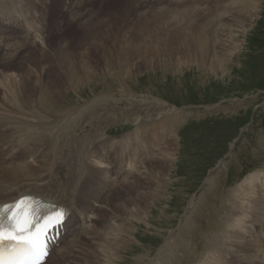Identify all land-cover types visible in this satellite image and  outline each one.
<instances>
[{
  "label": "rangeland",
  "instance_id": "1",
  "mask_svg": "<svg viewBox=\"0 0 264 264\" xmlns=\"http://www.w3.org/2000/svg\"><path fill=\"white\" fill-rule=\"evenodd\" d=\"M29 2V5L20 4L28 6L23 13L27 20L41 25L42 34L48 32L47 36L40 34L48 39L50 47L39 43L36 46L17 44L22 52L15 55L14 63L21 60L26 66L24 70L29 66L34 70L30 87L37 90L33 91L35 103L31 108L38 115L28 116L23 129L20 114L15 112L13 116L4 112L18 106L11 102L7 107L0 105V116L3 113L0 172L5 176L4 170L12 165L14 169H23L17 180L20 183L27 178H39L48 180L59 192L63 190L69 200L76 195V219L68 228L63 227L60 237L68 234L66 241L54 246L47 264L94 261L92 250L104 242L106 225L121 221L122 215L133 207L121 202L137 193L133 190L138 184H148V173H143L145 169L134 170L129 180H125L123 173L129 172L125 166L128 155L125 146L116 144L135 131L132 118L138 113V107L150 111L158 105L179 108L170 115L172 119L177 118V128L166 149L175 154L170 166L172 174L166 180L169 187L164 195L155 204L150 198L151 207L146 206L144 214L133 218L137 224L133 226L137 240L132 236L127 253L120 255L123 264H149L150 259H153L150 264H264V245L254 240L258 233L264 234V222L255 221L261 211L257 214L253 209L255 199L264 197V0ZM253 8L255 11L249 15L246 10ZM16 13V22L12 21L16 31L4 30L5 19L0 21V43L5 47L23 37L17 26L24 18ZM201 32L210 33L208 37L220 43L209 51H201ZM8 69L7 63L4 66L0 63L1 71L23 75L18 67ZM38 85L48 90L49 100L61 106L60 116L49 118L40 113L36 105ZM3 96L0 93V104ZM77 112L82 114L75 121ZM4 113L12 120L5 118ZM119 114L121 118L117 117ZM171 118L158 127L160 142L151 139L158 150L174 128ZM98 121L103 123V128L97 131ZM91 126L93 133L89 136ZM135 150L140 168L148 163L146 156L150 162L156 156V151L150 153L141 147ZM165 156L166 153L156 165ZM95 159L102 161L99 168L101 165V169H107L99 171L100 177L95 173ZM134 176L138 178L132 182ZM96 177L100 184L94 183ZM108 180L117 182L112 187V204L107 203L106 207L101 204L102 210L97 216L95 209L99 204L92 205L90 198L93 190L104 187ZM224 195L234 201L226 202ZM252 199V205H246ZM238 204L243 205L242 213L238 212ZM99 219L96 227L102 228V233L92 229L93 222ZM76 227L82 228V232H73ZM216 232L222 233L226 245L213 244L208 235ZM239 245L244 248L243 252ZM253 245L260 249L257 256L251 263L242 262Z\"/></svg>",
  "mask_w": 264,
  "mask_h": 264
},
{
  "label": "bare ground",
  "instance_id": "2",
  "mask_svg": "<svg viewBox=\"0 0 264 264\" xmlns=\"http://www.w3.org/2000/svg\"><path fill=\"white\" fill-rule=\"evenodd\" d=\"M33 1V0H32ZM250 1V0H249ZM37 2V1H36ZM220 2V1H219ZM17 3V4H15ZM26 4V5H29V0H0V21H2L3 19H5L3 22H4V25H5V28L4 30L6 31H9V30H15L16 31V27L13 25L15 18L16 16L14 17L15 13H19L18 17L19 18H24L22 20V22H19L18 25L19 27L17 26V30H20V32H22L23 34V37H22V40H18L16 39L15 43H12V44H6V47L4 46V44L2 45L0 43V53L2 54L0 56V63L1 65H5L7 63V66H8V70H10L11 68H15V67H18V69H20L23 73V75H19V74H16L14 75L15 71L13 73H9V72H3L1 71L0 72V83H1V88H0V93H3V102L2 104H0L1 106L4 105L7 107V103L8 102H11V103H14V105L18 106L16 107L15 109H13L12 111H4V112H7L8 114L10 115H13L12 113H18L21 115V119H22V128L24 129L26 124H27V118L29 119L28 116H30L31 114H36V110L34 108H31V105H33L35 102L33 100V97H34V93L35 91L37 90L36 88H34L33 86L30 87L31 85V78H32V72L34 70H32V68L29 66V68L27 70H24L23 68H25V64H23V61L20 60V62H17V63H14L15 62V55L18 54V52L21 51V47L20 46H17V44H19L18 42H22L23 45L24 43H28L33 45V46H36L38 45L37 43H39V45H48V39H46L44 36H41V32H40V28H41V25L40 24H35V23H32L31 21H29V18L27 20V15L25 16V14L23 12H25V5H20V4ZM246 3V2H245ZM6 4V5H5ZM34 4V3H33ZM47 4V3H46ZM17 5V6H15ZM215 5V4H214ZM246 5V4H244ZM251 5V4H250ZM31 6V5H30ZM102 6V5H101ZM254 6V5H253ZM36 7V6H35ZM249 7V5H248ZM257 8V6H256ZM213 9V8H212ZM31 10V8H30ZM86 10V9H85ZM193 11V10H192ZM255 11V8L251 9V10H246V12L250 15L251 12H254ZM27 12V11H26ZM16 13V14H17ZM33 13V12H32ZM91 13V12H90ZM37 14V13H36ZM73 14V13H72ZM246 14V13H245ZM79 15V14H78ZM29 16V15H28ZM37 16V15H36ZM73 16V15H72ZM76 16V15H75ZM71 17V15H70ZM74 17V16H73ZM33 18V17H32ZM76 17H74L75 19ZM2 19V20H1ZM36 19V18H35ZM79 19V17H78ZM77 19V20H78ZM8 20V21H6ZM33 20V19H32ZM191 20V18L189 19ZM12 21H14L12 23ZM19 21V19H18ZM34 21V20H33ZM41 21H42V18H41ZM38 22V21H37ZM45 22V21H44ZM70 22V21H69ZM73 22V21H72ZM40 23V22H39ZM66 23V22H65ZM43 24V22H42ZM64 24V23H63ZM75 24V23H74ZM71 25V24H70ZM44 28H46V25H43ZM42 26V27H43ZM199 28V27H198ZM1 29V28H0ZM64 29V28H63ZM212 29V28H211ZM44 30V29H43ZM65 30V29H64ZM50 31V30H49ZM19 32V33H20ZM34 34V37L32 38L31 37V33ZM65 32V31H63ZM75 32V31H74ZM213 32L215 33V31H210V33ZM41 33V34H40ZM202 33V34H201ZM200 33V36H201V40H200V43H202L203 45L200 46V50L203 51V52H206V51H209V48L210 47H215L216 44L220 43L218 41L217 43V39H215L213 37V39L211 40L210 37H208V34L210 33H207L206 34H203L204 32H201ZM219 33V32H218ZM21 34V33H20ZM48 34V32H47ZM47 34H42V35H46ZM64 34V33H63ZM211 35V34H210ZM215 35V34H214ZM220 36V35H219ZM222 36V35H221ZM199 42V40H198ZM222 42V40H221ZM20 45V44H19ZM27 45V44H26ZM49 46V45H48ZM50 47V46H49ZM23 48V47H22ZM37 48V47H36ZM41 48V47H40ZM43 48V47H42ZM38 49V48H37ZM61 50V49H60ZM22 52V51H21ZM20 52V53H21ZM44 53V52H42ZM40 53L42 56L43 54ZM209 53V52H207ZM61 54V53H60ZM62 56V55H61ZM34 59V58H33ZM29 58H26V61H28ZM31 60V59H30ZM32 64V63H30ZM25 66V67H24ZM6 71V70H5ZM21 73V72H20ZM38 81V80H37ZM39 83V82H38ZM40 86L38 91H39V102L36 103V105L38 106L37 108H39L40 110V113L42 115H47L49 116H53V117H58L60 116L59 113L63 110L61 108V106H59L58 104H54L53 101L49 100V96L48 95V90L43 87V85H38ZM33 87V89H32ZM45 90V91H44ZM128 91L127 89L124 88V91ZM34 91V93H33ZM129 92V91H128ZM34 94V95H33ZM13 105V106H14ZM141 106H143L144 104L143 103H140ZM12 106V105H11ZM4 108V107H3ZM12 108V107H11ZM70 108V107H69ZM127 108V107H126ZM68 109V108H67ZM117 109V108H116ZM5 110V108H4ZM79 110V109H78ZM131 110V109H130ZM138 111L137 114H133V120H132V123L135 125V131L124 136V138H122V141H119L116 146H125V149H126V155H128L127 159H125V166H126V171L129 169V172L126 173L124 172L123 176H124V179L125 180H129V174H131L132 171L134 170H141L143 171L142 169H145L143 171V173H148L147 174V179H148V184L146 186H142L140 184H138L136 187H134V190L133 191H136L137 193L134 195H131L129 198H125L121 203L125 204L126 203H130L131 205H133V207L130 209V211H126L124 215H122V218H121V221H115V224L112 223V222H109V224L106 225V228L104 230V242L102 244H99L100 245V248L98 245L94 246V249L92 250V256L93 258H96L94 261L93 260H87L86 263H82L81 264H123L124 263V260L122 261L121 260V256L120 255H123L124 253L123 252H126L128 251V246H129V243L131 241V239H136V236L134 235V229H133V226L134 225H137L134 221H133V218L135 217V215L137 214H141V213H145V209H146V206H150L149 204V199L151 198L152 201H153V204H155V200L156 199H160V195L163 194L164 192H166L168 190V187H169V183L168 180L169 179V176L172 174V171H170V166L173 164V157L175 156V154L171 151V152H168L166 151V149L168 148V145H169V141L170 139H172L174 137V133L176 131V128H177V121H176V117L173 119L170 117V115H172L173 113H175V111H179V108L177 107H166V106H156V107H153L149 110H146V107H138V109H136ZM3 111V110H2ZM70 111V110H69ZM118 111V109H117ZM136 111V112H137ZM73 112V110H72ZM90 115L92 116L93 112L90 111ZM123 113V112H122ZM5 115V118H7L9 120L10 115H6V113H4ZM61 114V113H60ZM63 114V113H62ZM65 114V113H64ZM78 115L75 116L74 120L76 121L77 119H79L78 117H80V115L82 114V112H77ZM178 114V112H177ZM3 115V113H2ZM1 115V116H2ZM38 115V114H36ZM74 115V114H73ZM113 115V114H111ZM0 116V117H1ZM14 116V115H13ZM62 116V115H61ZM114 116V115H113ZM121 115H117V117L119 118ZM18 118V116H16ZM42 117V116H41ZM41 117H40V120H41ZM72 117V116H71ZM3 118V117H2ZM14 118V117H13ZM121 118V117H120ZM169 119L171 118V124L172 126H174V128L172 129V131L170 130L167 135H170L168 140L166 142H164V144L159 147L160 149L158 150L155 146L152 145V142H151V139H155L156 141H159L158 140V136H159V133H157V131H159V125L163 123V125L166 124V119ZM6 119V120H7ZM20 119V120H21ZM31 119V118H30ZM33 119V118H32ZM31 119V120H32ZM35 119V118H34ZM37 119V118H36ZM73 119V117H72ZM4 118L2 119V122H3ZM5 120V121H6ZM12 120V118H11ZM20 120L18 122H20ZM51 120V119H50ZM54 121H57V118L56 119H53ZM71 120V119H70ZM105 120V119H104ZM143 120V121H142ZM39 121V120H37ZM37 121L35 124H37ZM45 121V120H44ZM142 121L144 124H141ZM14 122V121H13ZM12 122V123H13ZM31 122V121H30ZM35 121H33L34 123ZM70 122V121H69ZM68 122V123H69ZM72 122V121H71ZM80 122V121H79ZM93 122V121H92ZM128 122V119H126V123ZM10 123V122H9ZM21 123V122H20ZM67 123V122H65ZM75 123V122H74ZM2 124V123H1ZM15 124V123H14ZM42 124H44L42 122ZM46 124V123H45ZM44 124V125H45ZM48 124H50V122H48ZM53 124V123H52ZM79 124V123H78ZM17 125V124H15ZM14 125V126H15ZM32 125V123H31ZM39 126L41 124H38ZM54 125V124H53ZM53 125H52V130H53ZM60 125V124H59ZM58 125V126H59ZM96 125V124H95ZM106 125V124H105ZM141 125H143V129H141ZM13 126V124H12ZM11 126V127H12ZM29 126V125H28ZM33 126V125H32ZM46 126V125H45ZM63 127L64 124L62 125ZM17 127V126H16ZM15 127V128H16ZM36 127V126H35ZM34 127V128H35ZM42 127V126H41ZM40 127V128H41ZM56 127V126H55ZM85 127V126H84ZM106 127V126H105ZM18 128V127H17ZM21 128V127H20ZM33 128V129H34ZM46 128V127H45ZM51 128V127H50ZM49 128V129H50ZM62 128V127H61ZM60 128V129H61ZM98 128V129H97ZM99 128H103V123L100 124V121H98L97 123V126H96V129L97 131L99 130ZM33 129H30L31 131ZM44 129V128H43ZM84 129V128H83ZM27 130V129H26ZM25 130V131H26ZM29 130V128H28ZM27 130V131H28ZM35 130V129H34ZM37 130V129H36ZM46 130H48L46 128ZM61 130H64L61 129ZM17 132V129L15 130ZM20 131V130H19ZM24 131V130H23ZM65 131V130H64ZM62 132V133H65V132ZM21 132V131H20ZM18 133V132H17ZM24 133V132H22ZM28 133V132H26ZM35 133V132H34ZM34 133H31L32 136ZM38 133V132H37ZM39 133H43V132H40L39 130ZM45 133V132H44ZM49 133V132H48ZM57 134V132H55ZM93 133V129H92V126H91V129L89 131V136ZM30 134V132L27 134V136ZM47 134V133H46ZM53 134V132H52ZM99 134V133H98ZM17 135V134H16ZM15 135V136H16ZM23 135V134H22ZM37 134H35L34 136H36ZM44 135V134H43ZM61 135V133H60ZM97 135V134H96ZM105 135V133H104ZM173 135V136H172ZM18 136V135H17ZM16 136V137H17ZM25 136V135H24ZM31 136V135H29ZM12 137V135H11ZM14 137V136H13ZM12 137V138H13ZM22 137V136H21ZM41 136H39L40 138ZM58 137V136H57ZM105 137V136H104ZM18 138V137H17ZM26 138V137H25ZM29 137H27L28 139ZM32 138V137H31ZM129 139L131 141H128V140H123V139ZM178 138V137H177ZM15 139V137H14ZM13 139V140H14ZM23 139V137H22ZM34 139V138H32ZM41 140L43 138H40ZM47 139H50V138H47ZM103 139V138H102ZM21 140V139H20ZM51 140V139H50ZM177 140V139H176ZM175 140V141H176ZM24 141V139H23ZM40 141V140H39ZM117 141V140H116ZM17 142V140H16ZM25 142V141H24ZM23 142V143H24ZM30 142V141H29ZM49 142V141H48ZM160 142V141H159ZM19 143V142H18ZM165 145V146H164ZM132 146V147H131ZM141 147L144 151H148V152H152V151H156V156L155 157H152L151 160H153L152 162L149 161V157L146 156V160L148 161V163L146 165L143 166V168H140V166H138L137 164V148ZM89 150V149H88ZM157 150H158V153H157ZM176 151V150H175ZM89 152V151H88ZM87 152V153H88ZM166 153V156L156 165V162L158 160H160L162 158V156ZM81 154V153H80ZM69 155V154H68ZM67 155V156H68ZM7 156V155H6ZM45 156V155H43ZM78 156V155H77ZM69 157V156H68ZM177 157V156H176ZM7 158V157H6ZM43 158V157H42ZM41 158V159H42ZM49 158V157H48ZM66 158V157H65ZM84 158V157H83ZM45 159V158H43ZM42 159V160H43ZM71 159V158H70ZM39 160V159H38ZM145 160V161H146ZM45 161V160H44ZM104 161V160H103ZM176 161V159H175ZM49 162V161H48ZM96 162V163H95ZM34 163V162H33ZM94 163H95V166H94V169H96L95 173L98 175V177H100L99 175V171H103L106 172L107 169H101L102 166L100 165V168L98 166V164L102 163L101 160L99 159H95L94 160ZM144 163V162H143ZM35 164V163H34ZM45 165V164H44ZM12 166V165H11ZM10 166V167H11ZM46 166V165H45ZM53 166H54V163H53ZM8 167V166H6ZM9 169H5L4 167V172L6 173L5 176H4V173L3 172H0V203H8V202H12L14 200H16L17 198L21 197V196H24V195H35L36 197H41L43 198L45 201H48V202H52L54 205H56L57 207L59 208H69V209H73V212H71V214L68 216V219H67V222H66V227L68 228L70 226V224L73 223V221L76 219L75 217V211H74V208H75V197L76 195H73L70 200L68 198L65 197V192L63 190H61V192H59L56 187H52L50 184H49V181L48 180H45V181H40L39 178H27L28 180H26L24 183H20L18 180V178L21 177V174L19 171H23V169L21 168H18V169H14L15 167H11ZM153 167V168H152ZM26 168V167H25ZM54 168V167H53ZM111 168V167H110ZM168 168V170H167ZM2 169V168H1ZM45 169V168H44ZM52 169V168H51ZM77 169V168H76ZM34 170H37V168L34 167ZM68 170V169H67ZM46 171V170H45ZM71 171V170H70ZM77 171V170H76ZM140 171V172H141ZM17 172V173H16ZM139 172V173H140ZM55 173V172H54ZM103 173V172H102ZM23 174V173H22ZM79 174V173H78ZM77 174V175H78ZM142 174V173H141ZM37 175V174H36ZM46 175V174H45ZM71 176V175H70ZM76 176V175H75ZM66 177V176H65ZM98 177H96L94 183L95 184H100V182L98 181ZM25 178V177H24ZM57 178V177H56ZM59 178V177H58ZM73 178V177H72ZM138 178V176H134L132 179H134V181L132 182H135L136 179ZM15 179V180H14ZM64 179V178H63ZM44 180V179H42ZM69 180V179H68ZM127 180V181H128ZM19 182V183H17ZM61 182V181H60ZM65 182V181H64ZM99 182V183H98ZM131 182V183H132ZM171 182V181H170ZM245 182V181H244ZM66 183V182H65ZM64 183V184H65ZM116 181L114 183V181H111V180H108L107 184L104 186V187H97L96 189L93 190V194L90 198V202L92 205L96 204L98 206V208H96L95 210L97 211L96 212V215L98 216V214L100 213V210L102 209H99V207H101V204H103L105 207L107 206V203H111V193L113 194V189L112 187L114 185H116ZM128 184V183H127ZM215 184V183H214ZM60 186V185H59ZM220 186V185H219ZM58 187V186H57ZM124 187V186H123ZM63 188V187H62ZM230 189V188H229ZM239 189V188H237ZM116 190V189H115ZM118 190V189H117ZM217 190V189H216ZM58 192V195H56L55 193ZM230 192V190H229ZM239 192V190H238ZM70 193V192H69ZM220 193V192H219ZM254 193V192H252ZM53 194H55L53 196ZM67 194V193H66ZM235 194V193H234ZM164 195V194H163ZM162 195V196H163ZM232 195V194H231ZM244 195V194H243ZM234 196V195H233ZM232 196V197H233ZM165 198V196H163ZM225 198V201L226 202H231L232 200L234 201V199H230L229 197L227 196H223ZM237 197V196H235ZM244 197V196H242ZM252 197V196H251ZM234 198V197H233ZM241 198V197H240ZM247 197H245L246 199ZM256 198V197H255ZM193 199V198H192ZM251 199V198H250ZM118 200V199H117ZM237 200V199H236ZM239 201H242V199H238ZM254 199H252L249 204H246V205H250L251 202H253ZM127 201V202H126ZM147 201V202H146ZM151 201V203H152ZM247 201V200H245ZM255 201H257V203H255V208L254 209V212L255 213H259V211H261V213L259 214V216L255 219V221L257 223H263L264 222V197H261L259 198L258 200L255 199ZM254 201V202H255ZM146 202V203H145ZM195 202V201H194ZM145 203V204H144ZM189 203H192V202H189ZM235 203V202H234ZM242 203V202H240ZM245 203V202H243ZM112 204V203H111ZM116 204H119V203H116ZM193 204V203H192ZM190 205V204H189ZM195 205V204H193ZM229 205V204H228ZM252 205V204H251ZM192 206V205H191ZM225 206H227L225 204ZM242 206L243 205H240L238 204V209L239 211L238 212H241L240 209H242ZM151 207V206H150ZM233 207V205H232ZM246 207V206H245ZM250 208H252L251 206H248ZM254 207V206H253ZM109 208V207H107ZM236 209V208H235ZM248 209V208H247ZM246 209V210H247ZM110 210V209H109ZM127 210V209H126ZM245 210V209H244ZM250 210V209H248ZM247 210V211H248ZM148 211V210H147ZM235 211V210H234ZM151 213H153V211L151 210L150 211ZM253 212V213H254ZM107 213V212H106ZM105 213V214H106ZM150 213V214H151ZM236 213V212H235ZM234 213V214H235ZM242 213V212H241ZM245 213V212H244ZM238 214V213H237ZM101 215V214H100ZM116 215V214H115ZM143 216V215H142ZM149 216V215H148ZM101 217V216H100ZM114 217V216H113ZM137 217V216H136ZM151 218V217H150ZM238 218L240 219L239 215H238ZM236 218V219H238ZM104 219V218H103ZM138 219H140L138 217ZM147 219V218H146ZM145 219V220H146ZM101 219L99 220H95L93 222V230L99 232V233H102V228L98 230V228L96 227V224L98 223V221H100ZM150 220V219H149ZM235 220V219H234ZM111 221H112V218H111ZM140 221V220H139ZM148 222V221H147ZM146 222V223H147ZM237 222V221H235ZM234 222V223H235ZM112 223V224H111ZM145 223V222H144ZM90 225V224H89ZM63 224H59V225H55V226H52V227H49L47 229V246H45V248L47 249V251L52 252V249L54 248V246H56L59 241L60 242H65L66 241V238H67V235L65 234V236H61V238H59V235L61 233H63ZM92 226V225H91ZM234 226V224H233ZM247 226V225H246ZM245 226V227H246ZM235 227V226H234ZM136 228V227H135ZM237 230V229H236ZM80 231L82 232V228L79 229L76 227V229H74L73 232H75L76 234H79ZM241 233V232H240ZM229 235V234H228ZM231 235V234H230ZM238 235V234H237ZM236 235V236H237ZM133 236V238H132ZM208 237H210V240L213 242V244L215 246H220V245H226L225 243V240L223 239L222 237V233L220 232H216L214 235H208ZM232 237V236H230ZM234 237V236H233ZM242 237V236H241ZM236 238V237H235ZM238 238V237H237ZM264 239V234L263 233H258L256 238L254 240L258 241L261 245H264L262 244V241ZM70 240V239H69ZM235 240V239H234ZM238 240V239H237ZM236 240V241H237ZM233 241V240H232ZM240 241V240H239ZM57 242V243H55ZM102 242V241H101ZM76 243V242H74ZM169 243V242H168ZM72 244V243H71ZM167 244V243H166ZM168 245V244H167ZM166 245V246H167ZM242 245V244H241ZM52 247V248H51ZM239 249H241L240 251H244V248H242V246H237ZM224 248V247H223ZM226 248V247H225ZM92 249V248H90ZM193 249V248H192ZM191 249V250H192ZM195 249V248H194ZM62 250V249H61ZM60 250V251H61ZM58 251V250H57ZM64 251V250H62ZM194 251V250H193ZM260 251V249H258V246L257 245H253V247L251 248V252L247 254V256L245 255L244 259L242 258V262H250L253 260V258L255 256H257L258 252ZM62 253V252H61ZM91 253V252H90ZM58 254V253H57ZM232 254H234L232 252ZM239 255V254H238ZM51 256V255H50ZM50 256L46 259V261L43 263V264H47L49 263V259H50ZM241 257V256H240ZM65 258V257H64ZM151 258V257H150ZM80 259V258H78ZM179 259L180 261V258H177ZM153 261V259H150V262H148L149 264ZM142 262V261H141ZM146 262V261H145ZM143 263V262H142ZM126 264V263H125ZM241 264V263H240Z\"/></svg>",
  "mask_w": 264,
  "mask_h": 264
},
{
  "label": "snow or ice",
  "instance_id": "3",
  "mask_svg": "<svg viewBox=\"0 0 264 264\" xmlns=\"http://www.w3.org/2000/svg\"><path fill=\"white\" fill-rule=\"evenodd\" d=\"M30 215L29 204L23 199L0 206V264H40L46 255L43 231H33Z\"/></svg>",
  "mask_w": 264,
  "mask_h": 264
}]
</instances>
